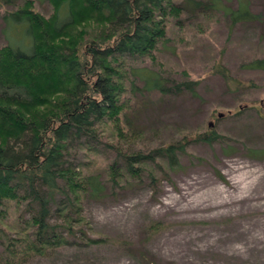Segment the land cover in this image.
I'll return each mask as SVG.
<instances>
[{"label":"rangeland","instance_id":"obj_1","mask_svg":"<svg viewBox=\"0 0 264 264\" xmlns=\"http://www.w3.org/2000/svg\"><path fill=\"white\" fill-rule=\"evenodd\" d=\"M23 1L1 4L0 46L10 37L28 49L30 39L24 31L14 30L15 39L12 24L7 35L2 20L5 10ZM216 1L211 10L185 5L183 14L170 16L167 41L153 52V58L127 61L158 70L171 81L195 80L194 91L148 92L127 74L126 87L134 80L138 88L133 93L127 90L130 107L120 121L127 131L129 126L132 130L120 138L116 126L106 122L100 134L103 141L128 153L147 152L209 128L223 134L222 142L191 141L179 157V166H166L167 176L155 173V181L126 176L114 187L106 169L115 152L75 146L68 162L88 165L86 170L82 167L84 171H102L103 192L96 198H82V222H73L77 232L65 234L67 244L14 264H147V259L150 264H264V159L250 153L264 147V69L243 66L264 57V0ZM33 2L44 16L53 12L48 0ZM240 5L254 17L233 22L225 9L236 10ZM212 190L220 195L216 204L208 205L204 198L213 200ZM55 206L49 220L61 223L62 212L55 211ZM30 215L25 207L8 206L0 214V226L11 232L17 224L24 227ZM68 215L72 220L77 216ZM151 221L164 226L150 231ZM104 238L132 246L88 241Z\"/></svg>","mask_w":264,"mask_h":264},{"label":"trees","instance_id":"obj_2","mask_svg":"<svg viewBox=\"0 0 264 264\" xmlns=\"http://www.w3.org/2000/svg\"><path fill=\"white\" fill-rule=\"evenodd\" d=\"M48 2L53 8L48 17L33 7V0H24L2 15L6 34L12 24V36L16 39V31H24L30 44L26 50L9 37L0 46V214L13 206L25 207L31 215L24 227L17 224L11 232L0 226V264L19 263L67 244L65 234L77 232L73 222H82V198H96L103 192L102 171H84L88 165L83 170L68 162L75 146L115 152L106 169L114 187L126 176H148L151 181H155V173L167 176L166 166L176 169L191 141L212 144L224 139L209 128L147 152L128 153L103 141L100 134L108 122L116 126L120 138L132 130L121 125L120 115L130 107L125 95L138 88L136 79L145 91L161 95L173 89L194 91L195 80L171 81L158 70L131 66L127 61L153 58V52L167 41L170 16L183 14L185 5L211 10L216 0ZM1 4L11 5L13 0H0ZM225 10L233 22L254 17L241 5ZM243 66L264 69V57ZM127 74L134 80L126 87ZM223 75L231 80L228 73ZM250 153L264 159V147ZM54 205L55 211L62 212L61 223L49 220ZM68 212L76 213V218H68ZM162 226L155 221L147 225L150 231ZM109 241L122 242L124 248L132 246L119 239ZM146 263L150 264L148 259Z\"/></svg>","mask_w":264,"mask_h":264},{"label":"bare ground","instance_id":"obj_3","mask_svg":"<svg viewBox=\"0 0 264 264\" xmlns=\"http://www.w3.org/2000/svg\"><path fill=\"white\" fill-rule=\"evenodd\" d=\"M235 168V167H234ZM241 169V168H240ZM193 185V184H192ZM200 186V185H199ZM187 187H189V186H187ZM196 190V189H195ZM198 190V189H197ZM200 190V189H199ZM191 191H193V190H191ZM188 192H190V191H188ZM222 192V191H221ZM208 194V193H207ZM210 195H213V196H211V197H214V198H212L213 200H211V199H207V198H204L203 196V198H204V201L205 202H207L208 203V205H214V204H216L217 203V197L220 195V191L218 190V191H216V190H212L211 191V193H210ZM209 195V196H210ZM226 195V194H225ZM208 196V197H209ZM197 197H201V196H197ZM196 197V198H197ZM186 198V197H185ZM203 198H202V200H203ZM229 198V197H228ZM191 199V198H190ZM198 199H200V198H198ZM220 199V198H219ZM225 199V198H224ZM223 200V199H222ZM210 201V202H209ZM227 201V200H226ZM193 202H194V200H193ZM198 202H199V200H198ZM198 202H196V203H198ZM202 202V201H201ZM200 203V202H199ZM195 206V205H194ZM259 239V240H262L260 237H256V239Z\"/></svg>","mask_w":264,"mask_h":264}]
</instances>
